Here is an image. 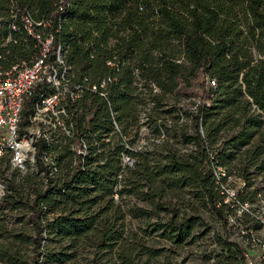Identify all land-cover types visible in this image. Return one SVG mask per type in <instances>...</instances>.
Masks as SVG:
<instances>
[{
  "label": "trees",
  "instance_id": "16d2710c",
  "mask_svg": "<svg viewBox=\"0 0 264 264\" xmlns=\"http://www.w3.org/2000/svg\"><path fill=\"white\" fill-rule=\"evenodd\" d=\"M12 5L35 21H49L44 30L54 35L52 48L68 47L65 61L75 77L113 79L105 98L85 94L78 103L87 114L84 131L100 141L86 143L83 160L76 157L73 166L72 143H65L60 171L51 177L36 155L46 187L33 191L28 206L34 255L47 232L60 239L56 264L72 262L86 247L98 256L94 264H158L202 226L201 206L209 205L228 228L221 186L229 176L242 181L232 196L240 205L264 190V0H0V45L9 34L16 37L8 49L24 60L35 42L24 44L11 32L12 24L23 26L11 19ZM194 85L200 101L189 123L152 119L150 135L139 136L141 110L150 106V115L169 116L177 110L175 95ZM32 100L26 99L24 116ZM178 138L194 150L182 153ZM218 168L225 172L217 178ZM22 179V186L31 182ZM8 186L0 208L21 206L20 187ZM46 214L52 219L43 225ZM128 216L143 226L139 233L126 231ZM225 236H218L224 253L216 264H246L244 247ZM161 242L169 246H149ZM12 258L1 243L0 262Z\"/></svg>",
  "mask_w": 264,
  "mask_h": 264
},
{
  "label": "built area",
  "instance_id": "2783aa9c",
  "mask_svg": "<svg viewBox=\"0 0 264 264\" xmlns=\"http://www.w3.org/2000/svg\"><path fill=\"white\" fill-rule=\"evenodd\" d=\"M10 13L14 23L20 19L23 25L21 28L12 24L11 32L21 37L24 44L33 40L35 52L24 60L12 57L8 47L19 40L11 34L2 39L0 45L4 50L0 53V203L11 193L10 173H26L33 165L37 168V153L49 176L54 177L60 171L59 143H74L79 149L76 157L82 160L86 155V143H100L96 134L86 133L83 123H79L77 106L85 94L105 98L107 86L113 81L110 76L98 83H92L86 76L75 77L65 61L68 47L52 48L54 35L44 30L49 21H35L30 14L19 13L15 5ZM29 97L33 100L29 113L24 116ZM113 127L114 133H118L115 122ZM122 162L130 165L129 158ZM72 164L77 165V160ZM218 170V175L224 173ZM257 221L260 228L246 230L242 245L246 264H264V221Z\"/></svg>",
  "mask_w": 264,
  "mask_h": 264
},
{
  "label": "rangeland",
  "instance_id": "374dc122",
  "mask_svg": "<svg viewBox=\"0 0 264 264\" xmlns=\"http://www.w3.org/2000/svg\"><path fill=\"white\" fill-rule=\"evenodd\" d=\"M156 91V90H154ZM201 90L197 85H194L192 90L188 94H177L174 100L177 110H174L171 115L160 116L158 113H153L150 115V109L141 110L138 113L139 120V136L150 135L149 122L152 119H162L166 120L168 124H173L180 126L182 123L190 121V113L194 112L200 101ZM209 104V101H206ZM184 111L187 113H184ZM189 112V113H188ZM85 115V117H84ZM79 123H82V119L87 118V114L84 110L79 109L77 114ZM111 134H109V137ZM159 142V141H158ZM106 143H112V140H106ZM142 143V142H140ZM173 144V143H172ZM65 143H59L57 151L61 155L62 147ZM71 150L74 151V164L75 158L78 154V146L74 143L71 144ZM182 153H190L194 150L193 145L183 144L179 138L175 143ZM128 157H123V159ZM122 159V160H123ZM130 160V159H129ZM132 161L130 160V165ZM222 172H225L224 169ZM217 171L219 172V170ZM215 176L218 177V173ZM30 177L31 182L22 186V178ZM9 181H14V185L20 187V193L17 196L22 202L21 206L16 208H0V244L2 243L4 247L13 256L11 262H0V264H56L52 260L55 256H59L60 248L58 243L60 239L54 237V235H48L44 232L42 246L40 248V255L36 256L33 253V238L34 229L32 224L29 222V209L28 206L31 204L34 194L33 191L39 187L44 189L46 187V179L44 173L39 171L35 165L30 166L28 171L23 174L10 173ZM260 181V178L257 180ZM227 182L221 186V190L224 191L225 197L223 199V204L225 205V216L228 217V228L223 230L222 223L217 220L216 216L213 214L209 205H205L201 208V227H198L192 234V238L187 242V244L182 245L178 248H171L170 252L166 251L161 257H159L158 264H166L164 257L167 256L169 263L167 264H216L219 260L223 259V253L221 245L218 240V236L225 238V235L231 237V240L237 241L243 245L244 238L247 236V228H251L252 225L255 226L254 221L261 219L264 221V190H262L252 202H247L240 205L239 202L232 201V194L236 190L242 188V181L235 175H231L227 178ZM21 185V186H20ZM188 191V190H186ZM189 198V196H187ZM117 200V197H114ZM125 202L128 205H133L135 203L134 199L125 198ZM136 207L143 208L144 204L137 202ZM197 204L193 206L196 208ZM219 207V205H218ZM247 210V211H246ZM246 214V215H245ZM52 219V214H46L44 222L45 225ZM126 231L127 232H137L139 233V227H143L134 218L127 217L126 221ZM259 237V233H256ZM150 247L167 248L164 242L161 245L154 243L149 244ZM71 252V251H67ZM97 254L93 248L86 247L83 250H79L77 257L69 263L66 264H94V260L97 261Z\"/></svg>",
  "mask_w": 264,
  "mask_h": 264
}]
</instances>
